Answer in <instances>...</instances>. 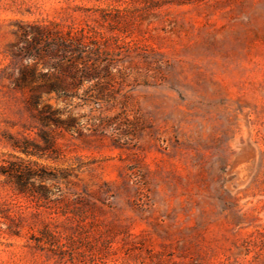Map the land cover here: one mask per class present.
Listing matches in <instances>:
<instances>
[{"label": "rangeland", "instance_id": "1", "mask_svg": "<svg viewBox=\"0 0 264 264\" xmlns=\"http://www.w3.org/2000/svg\"><path fill=\"white\" fill-rule=\"evenodd\" d=\"M36 27L68 97L10 82ZM0 264H264V0H0Z\"/></svg>", "mask_w": 264, "mask_h": 264}, {"label": "trees", "instance_id": "2", "mask_svg": "<svg viewBox=\"0 0 264 264\" xmlns=\"http://www.w3.org/2000/svg\"><path fill=\"white\" fill-rule=\"evenodd\" d=\"M18 42L25 46L21 51L34 50L35 46H39V49L34 52L35 55L26 54V57L33 62L42 60L45 71L35 76L32 66H24L20 63L22 57L17 53L10 54L11 68L14 69L13 66L16 65L19 69L16 76L12 73L8 74L14 88L22 89L28 83L41 82L42 85L39 88L59 98L68 97L71 95V88L86 81L82 65L88 61L86 59L89 50L84 42V36L78 32L52 31L45 27H36L32 32L20 30ZM39 88L30 92L29 102L32 105L37 104ZM46 142L48 143L45 140Z\"/></svg>", "mask_w": 264, "mask_h": 264}]
</instances>
